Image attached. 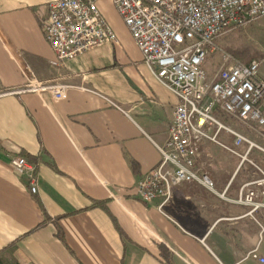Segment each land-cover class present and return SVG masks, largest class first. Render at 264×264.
I'll list each match as a JSON object with an SVG mask.
<instances>
[{"label": "crops", "instance_id": "0c3cea01", "mask_svg": "<svg viewBox=\"0 0 264 264\" xmlns=\"http://www.w3.org/2000/svg\"><path fill=\"white\" fill-rule=\"evenodd\" d=\"M53 1L0 0V264H261L247 256L264 258V210L237 202L259 171H241L222 147L200 149L214 191L187 182L165 205L135 197L161 161L179 99L130 36L58 62L43 30ZM93 1L108 21L113 0ZM30 83L66 86L67 99ZM229 125L264 149L245 133L264 143V127ZM20 157L35 169L36 193L11 164ZM251 158L264 169L262 152Z\"/></svg>", "mask_w": 264, "mask_h": 264}, {"label": "built area", "instance_id": "2783aa9c", "mask_svg": "<svg viewBox=\"0 0 264 264\" xmlns=\"http://www.w3.org/2000/svg\"><path fill=\"white\" fill-rule=\"evenodd\" d=\"M144 63L156 79L178 99L169 140L158 147L159 165L138 183L135 197L151 203L171 197L172 189L182 183L197 182L214 191V183L199 166L200 149L213 143L250 164L259 177L243 185L237 202L250 209V215L264 210V169L251 155L264 149L217 116V112L236 119L244 127H264V80L262 62H233L223 56V64L210 80L204 70L208 57L217 52L216 40L227 31L264 18V0H113ZM45 39L65 63L82 54L119 39L93 0H56L49 4L43 22ZM66 86L30 83L27 91L41 93L53 100L67 99ZM233 139L227 146L220 137ZM246 146V151L241 148ZM12 166L25 171L37 192L35 169L26 158H14ZM264 264L257 249L247 259Z\"/></svg>", "mask_w": 264, "mask_h": 264}, {"label": "rangeland", "instance_id": "374dc122", "mask_svg": "<svg viewBox=\"0 0 264 264\" xmlns=\"http://www.w3.org/2000/svg\"><path fill=\"white\" fill-rule=\"evenodd\" d=\"M114 8L115 10L111 6L108 7L107 18L109 24L120 41L124 43L131 41L129 36L131 38L132 36L129 30L125 25L124 28L122 17L115 6ZM216 46L217 52L210 55L204 65V70L209 73L211 79H214V73L216 75L219 72L223 64V56L227 55L230 56L233 62L249 63L252 60L261 61L262 65L259 74L264 80V18L256 19L227 31L216 40ZM218 117L229 124L236 125L239 128L242 127L236 119H231L225 115ZM245 133L264 146V143L258 142L257 136H260L259 133L249 131H245ZM234 161L235 165L239 164V159H234ZM241 171H256V169L250 164H245Z\"/></svg>", "mask_w": 264, "mask_h": 264}]
</instances>
